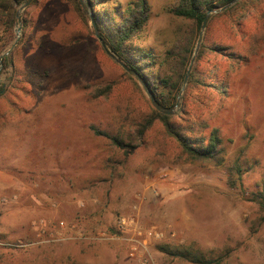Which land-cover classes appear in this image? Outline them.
Returning <instances> with one entry per match:
<instances>
[{"label": "rangeland", "instance_id": "1", "mask_svg": "<svg viewBox=\"0 0 264 264\" xmlns=\"http://www.w3.org/2000/svg\"><path fill=\"white\" fill-rule=\"evenodd\" d=\"M27 1L12 29L0 16V57L12 48L4 56L14 60L0 64V264H81L72 258L80 251L197 264L163 246L223 256L221 264H264V0H247L235 17L214 9L198 51L206 41L229 53L198 60L194 51L189 68L197 66L200 92L183 99L184 83L175 107L191 104L221 130L218 165L183 161L160 123L139 135L134 123L153 105L147 86L102 45L87 0V22L70 0H21L17 12ZM135 1L97 7L118 14L119 24ZM147 1L149 19L133 46L160 62L193 24L174 12L179 0ZM206 78L227 83L226 91ZM94 128L125 129L137 147L126 154ZM122 217L137 230L121 232Z\"/></svg>", "mask_w": 264, "mask_h": 264}, {"label": "trees", "instance_id": "2", "mask_svg": "<svg viewBox=\"0 0 264 264\" xmlns=\"http://www.w3.org/2000/svg\"><path fill=\"white\" fill-rule=\"evenodd\" d=\"M70 1L80 16L87 22V11L82 1ZM100 1L106 0H87L93 10L91 19L99 30V36L104 41L106 47L127 68L137 73L136 77L143 81L150 91L152 95L151 100H155L163 109L160 111L154 104L150 103V111L134 123L139 135L144 137L156 123H160L166 134L175 142L179 153L178 156L183 161L221 164L225 160L226 155L225 139L222 136L221 130L218 127H211L207 118L199 119L198 115L191 108V104L189 107L183 106L177 112L175 107L184 83L187 84L183 93V99L200 92L198 88L203 82L197 77L199 74L197 66L195 65L191 69L189 78H187L188 80H186V75L195 51V38H197L202 28L207 11L227 6L221 15L235 17L238 11L246 9L247 0H179L174 12L181 17L191 20L193 26L186 40L178 48L169 50L160 62L152 60V57H154L152 52L133 46L135 37L140 33L149 19L148 1L136 0L133 2L127 14L120 19L121 22L119 24H117V19L120 18L118 14H113L110 17L98 10L97 6ZM20 2L21 0H0V16L4 20V25L9 29H12L17 20V6ZM105 3L109 2H103L100 5L103 6ZM209 24L207 23V25ZM240 24L241 22L238 23V25ZM27 26L28 24H24V29ZM192 34L194 37H192ZM20 42H22V38L18 44ZM228 48V46L217 43L209 44L203 41L196 59L202 60L204 53L207 52L229 53L227 52ZM221 50L224 51L221 52ZM2 61L5 66L14 63L13 58L9 55L4 56ZM157 65L159 68L161 67V72L156 71ZM206 79V81H209L208 85L212 87L218 85L213 84L215 83L214 81ZM219 85V89L225 92L227 83L225 85L222 81ZM220 90H218V93H221ZM177 117H187L188 121L184 124L178 123L176 121ZM94 129L98 135L107 136L114 146L125 150L126 154L132 152L137 147L135 139L138 140V138H134L129 132H125V129L120 130L116 134H109L96 128ZM161 249L164 252L197 264H221L223 261V256L217 258L207 257L204 253L194 252L191 249H171L165 246L161 247Z\"/></svg>", "mask_w": 264, "mask_h": 264}, {"label": "crops", "instance_id": "3", "mask_svg": "<svg viewBox=\"0 0 264 264\" xmlns=\"http://www.w3.org/2000/svg\"><path fill=\"white\" fill-rule=\"evenodd\" d=\"M73 259L82 260L81 264H133L125 253L120 251H80Z\"/></svg>", "mask_w": 264, "mask_h": 264}, {"label": "water", "instance_id": "4", "mask_svg": "<svg viewBox=\"0 0 264 264\" xmlns=\"http://www.w3.org/2000/svg\"><path fill=\"white\" fill-rule=\"evenodd\" d=\"M81 1H82V3H84V0H81ZM28 3H29V1L25 2L24 5L18 10V12H17V17H18V18H19V16H20V11H21V9H23ZM226 8H227V6H224V7L221 8V10H224V9H226ZM213 11H215V10H214V9H211V10L207 11V15H206V18H205V20H204V22H203V24H202L200 37H199V40H198V43H197V46H196V49H195V54L197 53L198 48H199V46H200V41H201V37H202V35H203V30L205 29V27H206V25H207V22H208V19H209V16H210V14H211ZM19 19H20V18H19ZM94 27H95L96 35H97V37L100 39L102 45L105 47V49H106L107 51L111 52V51L106 47V45L104 44V41H103V40L101 39V37L99 36V32H98V30H97V28H96L95 25H94ZM20 32H21V27H19V28L17 29V39L15 40V42H14V44H13V47H14V46L17 44V42H18V39H19V37H20ZM11 50H12V48L9 49L6 53H4V54L0 57V64H1V62H2V57H3L4 55H6V54H9V53L11 52ZM118 61H119V62H120V63H121V64H122L127 70H129V71L132 72L135 76H137V73H136L135 71H133V70L127 68V67H126V66H125L120 60H118ZM192 62H193V60H192ZM190 68H191V66H190ZM190 68L188 69V72H187V75H186V80H187V78H188V76H189ZM0 69H1V67H0ZM144 86H145V85H144ZM145 88H146V90H147L149 96L152 98V95H151L150 91L148 90V88H147V87H145ZM183 89H184V87L182 88V91H183ZM1 92H2V89H1V85H0V93H1ZM152 102H153L154 106H155L158 110H160V111L163 110V109L158 105V103H157L155 100H152Z\"/></svg>", "mask_w": 264, "mask_h": 264}, {"label": "built area", "instance_id": "5", "mask_svg": "<svg viewBox=\"0 0 264 264\" xmlns=\"http://www.w3.org/2000/svg\"><path fill=\"white\" fill-rule=\"evenodd\" d=\"M43 222V220L41 221ZM118 228L121 232L126 233L130 232L131 230H137L136 222L134 218L122 217L119 221ZM141 235V232L139 231ZM147 235L150 237L154 235V237L159 238L161 235L158 232H148ZM137 250V246L131 248V255H135V251Z\"/></svg>", "mask_w": 264, "mask_h": 264}]
</instances>
